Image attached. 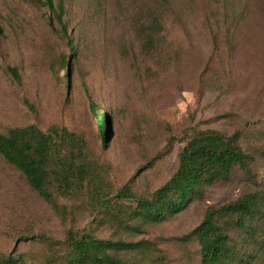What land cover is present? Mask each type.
Listing matches in <instances>:
<instances>
[{"label": "rangeland", "instance_id": "obj_1", "mask_svg": "<svg viewBox=\"0 0 264 264\" xmlns=\"http://www.w3.org/2000/svg\"><path fill=\"white\" fill-rule=\"evenodd\" d=\"M63 3L69 37L44 0H0V131L56 124L81 133L107 194L65 201L63 218L0 156V252L21 254L25 264H62L73 228L142 243L120 252L131 264H201L189 234L207 209L259 192L262 213L246 220L252 236L237 215L220 222L236 246L234 264H264V0L165 1L153 46H145L144 31L154 0ZM99 108L110 126L105 142ZM207 129L238 134L254 159L248 170L235 167L161 223L125 229L137 202L118 196L122 189L150 197L177 170L190 137Z\"/></svg>", "mask_w": 264, "mask_h": 264}, {"label": "trees", "instance_id": "obj_2", "mask_svg": "<svg viewBox=\"0 0 264 264\" xmlns=\"http://www.w3.org/2000/svg\"><path fill=\"white\" fill-rule=\"evenodd\" d=\"M165 1L168 0H154L152 22L144 31L145 46H153L154 36L164 30ZM44 4L52 11L60 32L69 37L63 0H44ZM68 39L73 49V41ZM10 72L15 78H20L15 67L10 68ZM99 109L101 112L96 113V118L105 142L110 135V126L106 111ZM0 156L20 171L31 189L63 218L68 209L65 201L78 199L85 191L96 199L107 194L104 180L95 170L86 137L67 127L54 124L43 130L37 124H29L0 131ZM253 160V156L240 145L238 134L228 135L214 129L197 131L180 151L177 170L150 197H137L127 187L118 194L134 198L137 202L130 213L134 223L124 222L123 227L129 231H141L142 225L161 223L177 215L199 198L207 186L228 179L235 167L248 170ZM261 201L262 195L253 192L219 208L207 209L202 222L189 234L198 240L201 264H234L237 261L236 246L231 243L232 239L220 219L226 215H237L235 223L252 236L254 230L246 220L256 219L262 213ZM109 202L108 199L101 200L102 206H108ZM122 220L116 221L121 223ZM40 236L51 240L45 235ZM65 244L67 252L62 264H131L121 258L120 252L144 248L140 242L105 239L89 230L73 228L68 231ZM250 256L253 255H247ZM239 262H244L243 257ZM25 263L21 254L0 252V264Z\"/></svg>", "mask_w": 264, "mask_h": 264}]
</instances>
